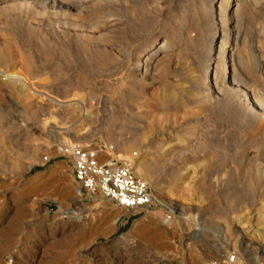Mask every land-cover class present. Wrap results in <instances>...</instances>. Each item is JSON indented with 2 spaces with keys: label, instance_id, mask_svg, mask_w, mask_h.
Masks as SVG:
<instances>
[{
  "label": "rangeland",
  "instance_id": "1",
  "mask_svg": "<svg viewBox=\"0 0 264 264\" xmlns=\"http://www.w3.org/2000/svg\"><path fill=\"white\" fill-rule=\"evenodd\" d=\"M230 1L250 103L254 87L264 96V0ZM217 2L0 3L12 57L0 62V264H210L231 252L264 264V115L249 122L248 107H215L203 91L220 26L232 39ZM71 94L75 105L59 104ZM52 131L129 162L150 209L77 197Z\"/></svg>",
  "mask_w": 264,
  "mask_h": 264
},
{
  "label": "built area",
  "instance_id": "2",
  "mask_svg": "<svg viewBox=\"0 0 264 264\" xmlns=\"http://www.w3.org/2000/svg\"><path fill=\"white\" fill-rule=\"evenodd\" d=\"M110 151L111 148L106 151L103 147L64 145L59 157L70 164L73 182L80 194L99 195L126 212L147 211L153 201L148 185L134 174L129 162L108 157ZM43 161L48 162V159ZM210 264L244 262L238 254L231 252Z\"/></svg>",
  "mask_w": 264,
  "mask_h": 264
},
{
  "label": "bare ground",
  "instance_id": "3",
  "mask_svg": "<svg viewBox=\"0 0 264 264\" xmlns=\"http://www.w3.org/2000/svg\"><path fill=\"white\" fill-rule=\"evenodd\" d=\"M20 1L22 2V0H0V3H3L4 5L8 4V3H14V5H11V6H16L17 5V2ZM217 6L215 8V11L217 13V16H219V18L221 16H224V14L226 13V11H230L228 15L230 18L234 17L233 20L231 21V24L229 26L230 28V33L232 34V39H231V43H229V40L224 43V39L226 38V26H220V31H219V34L217 36V38L215 39V41L212 43L213 46L215 49V53H213V58H209V62H210V65H211V68L209 71H206V75L203 76L204 77V80H205V85H204V88H203V91L206 92V96H208L209 100H212L213 103H214V106L216 107L217 105L224 103L226 101L230 102L232 105L236 106L237 108H240L242 109L241 111H243V108L245 107H248L249 109L248 110V114H245V118L248 119V121H253L252 119L254 117H252L250 114H252L253 116H255L254 114L256 113H262L264 115V96L261 95L260 93H258L254 87L253 89H250V92H251V96L253 97V100H250V103H245L244 101V97H246L247 95H240V92H239V87H241V82L240 81V78H239V73L242 69L240 67V59H239V52H237V41L239 39V33L238 31L236 30V20H235V17H236V8H235V5L233 4V2L231 3L230 0H219V2H217ZM212 9V10H211ZM210 10L211 12L213 11V8L212 6L210 7ZM226 16V15H225ZM227 21V19H226ZM228 21H230L228 19ZM227 25V24H226ZM228 26V25H227ZM7 47V46H6ZM5 47V48H6ZM3 49L2 48V51H0V62H3L4 60H7L10 58L11 56V52L9 50V48L7 49ZM13 56V54H12ZM225 57H228L230 58V60L226 63L225 60L223 61L222 64H220V59L221 58H225ZM12 58V57H11ZM10 58V59H11ZM6 62V61H5ZM236 67H239L238 69H236ZM244 67V65L242 66V68ZM245 69V68H243ZM244 72V71H243ZM245 75V74H244ZM242 75V76H244ZM246 78V76H245ZM252 81V80H251ZM245 82V81H244ZM253 82V81H252ZM255 82V81H254ZM19 83V82H18ZM17 83V84H18ZM243 84V83H242ZM21 85L22 86V89L24 90L27 86L25 85L24 82H21ZM248 85V84H246ZM244 86V85H242ZM30 87V86H29ZM253 87V86H251ZM21 88V87H20ZM28 89V88H27ZM30 90H32L31 88H29ZM243 89V88H242ZM245 89V88H244ZM243 89V90H244ZM26 90V89H25ZM247 90V89H246ZM258 90V89H257ZM21 91V90H20ZM248 91V90H247ZM245 92V90H244ZM62 93V92H61ZM249 93V92H248ZM39 92H33V95H36L38 96ZM62 96V95H61ZM25 97V96H24ZM27 97V96H26ZM79 96H76L71 94V96H66L65 95V99L67 98V101L65 103H59L60 100L57 101V99L55 98H52V97H49V100H53V102H57L61 105L63 104H68L69 107H71L72 105H75L74 102H76L77 98ZM30 98V96H29ZM79 99V98H78ZM247 99V98H245ZM50 100V101H51ZM64 100V99H63ZM79 101V100H78ZM61 102V101H60ZM209 102V101H208ZM71 103V104H70ZM74 103V104H72ZM77 103V102H76ZM81 103H79L80 105ZM211 104V102L209 103ZM229 104V103H228ZM212 105V104H211ZM231 105V106H232ZM64 106V105H63ZM65 107V106H64ZM68 107V108H69ZM209 107V106H208ZM213 107V106H212ZM211 107V108H212ZM233 107V106H232ZM67 108V107H66ZM75 108V107H74ZM214 108V107H213ZM246 109V108H245ZM78 110V108H77ZM240 111V110H239ZM75 113V112H74ZM243 113V112H242ZM206 116V115H205ZM204 116V117H205ZM47 123V122H46ZM42 125V124H41ZM44 126V125H42ZM43 128V127H42ZM230 128V127H229ZM231 129V128H230ZM58 130V129H57ZM228 131V130H227ZM53 132V131H52ZM50 132V133H52ZM79 132V131H77ZM203 132V131H202ZM222 132V131H221ZM244 132V131H243ZM73 133V132H72ZM82 133V132H81ZM227 133V132H226ZM59 133L58 132H53L52 135H53V138H54V142H55V146L58 148V150L60 151L61 150V144H60V140L58 139V137L56 135H58ZM216 134V133H215ZM221 133L219 132L215 137H214V141H216V144L219 146L221 145L222 141L220 140L221 139ZM225 135V134H224ZM244 135L245 132H244ZM250 135V134H249ZM257 135H259L258 137H260V141H261V138L263 139L264 137V131H261L260 134L257 133ZM256 135V136H257ZM202 136V135H201ZM231 136V135H230ZM229 137V135H228ZM250 137V136H249ZM258 137H256L258 139ZM206 138V137H205ZM225 138V137H223ZM222 138V139H223ZM246 138V137H244ZM248 138V136H247ZM252 138V137H251ZM251 138L247 139V140H251ZM258 139V140H259ZM113 140V139H112ZM233 140V139H232ZM231 140V141H232ZM242 140V138H241ZM244 140V139H243ZM242 140V141H243ZM253 140L255 141V139L253 138ZM257 140V141H258ZM241 141V143H243ZM252 141V140H251ZM256 141V142H257ZM249 142V141H248ZM133 145H135L136 141L133 140ZM247 143V142H246ZM244 143V144H246ZM259 143V142H258ZM252 144H253V141H252ZM252 144L250 143V145L252 146ZM230 145V144H229ZM249 145V144H248ZM247 145V146H248ZM255 145V144H254ZM256 146V145H255ZM253 147V146H252ZM231 148V147H230ZM229 150V149H228ZM263 157V156H262ZM221 161V160H220ZM252 166V165H251ZM253 167V166H252ZM254 172V171H252ZM251 173V172H250ZM134 174L138 177H140L141 179H143L144 181H146V178H144L143 174L140 173L138 170H135L134 171ZM253 174V173H251ZM254 176L255 173L253 174ZM256 178V177H254ZM255 180V179H254ZM257 180V179H256ZM76 188V187H75ZM75 195L79 198L83 197L84 198V195L80 194L78 192L77 189H75ZM97 196V195H96ZM95 195L91 196V198H96ZM98 199H100V201H103V202H106V203H109V204H112L110 201L104 199L103 197L101 196H97ZM111 206L115 207L116 206L114 204H112ZM119 207H117L118 209ZM120 210H122V208H119ZM124 210V209H123ZM149 210V209H147ZM147 212V211H146ZM216 247V246H215ZM217 248V247H216Z\"/></svg>",
  "mask_w": 264,
  "mask_h": 264
}]
</instances>
